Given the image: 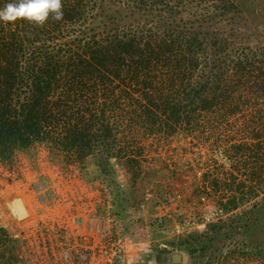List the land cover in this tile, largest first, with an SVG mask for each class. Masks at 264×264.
<instances>
[{
	"label": "trees",
	"instance_id": "16d2710c",
	"mask_svg": "<svg viewBox=\"0 0 264 264\" xmlns=\"http://www.w3.org/2000/svg\"><path fill=\"white\" fill-rule=\"evenodd\" d=\"M242 1L62 0L64 18L43 28L0 23V160L46 141L84 174L83 161L93 155L98 175L108 174L113 157L137 162L141 149L127 136L133 124L169 135L254 102L244 116L248 128L239 127L242 137L225 153L244 165L250 158V176L244 173L239 195L233 172L222 183L210 180L230 191L219 202L224 212L258 196L264 190V43L249 41L252 25ZM10 2L0 0V8ZM242 85L255 87L254 99L241 101L247 96ZM257 210L239 230L251 232L264 204ZM207 228L171 245L204 252L222 226ZM12 244L0 226V263Z\"/></svg>",
	"mask_w": 264,
	"mask_h": 264
},
{
	"label": "rangeland",
	"instance_id": "374dc122",
	"mask_svg": "<svg viewBox=\"0 0 264 264\" xmlns=\"http://www.w3.org/2000/svg\"><path fill=\"white\" fill-rule=\"evenodd\" d=\"M195 6V3L188 4L189 9ZM241 8L252 25L249 41L252 45L264 43V31L259 30L264 27V0H243ZM241 88L240 91L247 95L241 101H247L248 96L255 98V94H250L254 93V86L249 91L243 85ZM253 103L243 105L242 111L225 118L217 117L218 114L199 118L193 129L182 125L169 135L149 132L144 125L133 124L127 136L131 145L141 149L140 154L135 156L137 162L113 157L111 163L114 170L108 174L98 175L100 172L95 167L94 155L83 161L86 171L89 170L88 175L84 174L78 162L52 149L46 141H37L27 149L16 150L10 159L0 160V226L5 227L13 239L11 249L0 264H80L74 252H68L65 239H58L53 234L50 239L42 236L46 235L47 229L39 219L40 210L28 187L21 184L20 175L17 179L14 176L21 171L19 165H32L36 169L40 159H49L60 166H76L83 182L98 190V198L112 203L123 230L126 227L132 231L129 234L133 241L144 242L140 249L133 244L127 249L128 264H178L172 262L171 255L187 252L193 247L196 251L190 253L184 264L193 260L203 264H264V215H258L260 221L250 233L238 228L242 221L252 222L258 212L255 210L264 204V190L237 208L224 212L219 202L224 201V193L230 191H226L222 184L215 186L210 180L215 176L221 182L233 172L236 176L231 179L233 191L239 195L242 189L240 182L247 178L244 173L250 176L254 168H250L253 166L249 163L250 158L244 165L235 158H228L225 153L228 145L242 137L243 131L239 127L248 128V124L244 123L247 117L244 116L250 114ZM261 104L259 101L257 105ZM125 127L127 129L128 126ZM149 189L152 196L145 200L147 214L160 213L155 206H163L165 214L160 224H150L136 217L139 202ZM18 197L23 198L31 210L30 215L22 219L13 212L12 201ZM210 222L221 224L222 229L218 231L221 235L218 233L217 238L207 242L204 252L199 251L197 246L180 248L175 245L188 235L208 232ZM46 242L47 249L44 248ZM171 242L175 244L171 245ZM60 246H63V251H60Z\"/></svg>",
	"mask_w": 264,
	"mask_h": 264
},
{
	"label": "built area",
	"instance_id": "2783aa9c",
	"mask_svg": "<svg viewBox=\"0 0 264 264\" xmlns=\"http://www.w3.org/2000/svg\"><path fill=\"white\" fill-rule=\"evenodd\" d=\"M37 164L36 169L32 165H19L21 171L14 176L17 179L20 175L21 184L28 187L40 210L39 219L47 229L46 235L42 236L50 239L53 234L58 239H65L68 252L73 251L80 264H128L127 246L133 239L121 227L112 203L98 198V190L83 182L76 166H60L49 159H40ZM151 196L149 189L139 202L136 217L150 224H160L165 214L163 206H155L160 213L147 214L145 200ZM47 247L46 242L44 248ZM63 249L60 246V251ZM189 264L203 262L193 260Z\"/></svg>",
	"mask_w": 264,
	"mask_h": 264
},
{
	"label": "clouds",
	"instance_id": "9594fccd",
	"mask_svg": "<svg viewBox=\"0 0 264 264\" xmlns=\"http://www.w3.org/2000/svg\"><path fill=\"white\" fill-rule=\"evenodd\" d=\"M64 18L62 0H13L0 8V23L15 24L25 21L36 28H43L50 20Z\"/></svg>",
	"mask_w": 264,
	"mask_h": 264
},
{
	"label": "bare ground",
	"instance_id": "6f19581e",
	"mask_svg": "<svg viewBox=\"0 0 264 264\" xmlns=\"http://www.w3.org/2000/svg\"><path fill=\"white\" fill-rule=\"evenodd\" d=\"M12 206L14 212L18 215L19 218H25L29 214V207L25 203L23 198H15L12 201ZM30 215V214H29Z\"/></svg>",
	"mask_w": 264,
	"mask_h": 264
},
{
	"label": "water",
	"instance_id": "95a60500",
	"mask_svg": "<svg viewBox=\"0 0 264 264\" xmlns=\"http://www.w3.org/2000/svg\"><path fill=\"white\" fill-rule=\"evenodd\" d=\"M196 251V248H190L187 252H174L171 255L173 263L184 264L188 261L190 253Z\"/></svg>",
	"mask_w": 264,
	"mask_h": 264
},
{
	"label": "crops",
	"instance_id": "0c3cea01",
	"mask_svg": "<svg viewBox=\"0 0 264 264\" xmlns=\"http://www.w3.org/2000/svg\"><path fill=\"white\" fill-rule=\"evenodd\" d=\"M144 242L143 241H132V243H130L128 246H127V249L133 244L135 245V248L137 249H140L144 246L143 244Z\"/></svg>",
	"mask_w": 264,
	"mask_h": 264
}]
</instances>
